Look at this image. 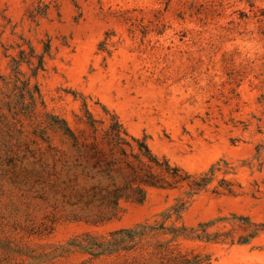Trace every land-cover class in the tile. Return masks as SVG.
<instances>
[{"label":"rangeland","instance_id":"rangeland-1","mask_svg":"<svg viewBox=\"0 0 264 264\" xmlns=\"http://www.w3.org/2000/svg\"><path fill=\"white\" fill-rule=\"evenodd\" d=\"M263 12L264 0H0V264H264V230L195 236L239 235L234 215L264 223ZM28 41L50 44L36 76L11 66ZM107 111L190 178L114 209L113 173L62 122L90 140Z\"/></svg>","mask_w":264,"mask_h":264},{"label":"trees","instance_id":"trees-1","mask_svg":"<svg viewBox=\"0 0 264 264\" xmlns=\"http://www.w3.org/2000/svg\"><path fill=\"white\" fill-rule=\"evenodd\" d=\"M251 5H253L251 3ZM264 14V12H263ZM27 48L20 45L18 55L12 57L11 66L16 73L21 72V66L27 64L32 69V76L45 68V56L49 54L50 44L47 42L42 53H37L30 41ZM19 80V78H17ZM25 83L28 85V79ZM36 89V87H35ZM37 92H39L37 87ZM30 95L33 96L31 90ZM108 113V111H107ZM108 125L99 131L96 122L103 123V120L92 118L90 124L93 128L91 139L79 140L78 136L62 119L67 135L81 145L82 153L93 159V167L98 170L113 173L112 188L107 189L104 195L114 209H117L121 200H134L143 202L146 198V186L160 188L176 187L183 180L190 178L178 165L171 164L165 156H158L148 145L146 138L136 137L128 132L115 113H108ZM117 177L120 183L116 182ZM205 178L190 182L192 192L202 188ZM183 203L175 207L176 214L183 209ZM242 230L236 235L235 229L231 228L223 232L208 233L206 225H203L201 232L195 236L207 240L229 241L231 243H246L264 230V223H255L249 216L234 215L232 217ZM178 264H211L208 255L194 254L192 257H184Z\"/></svg>","mask_w":264,"mask_h":264}]
</instances>
